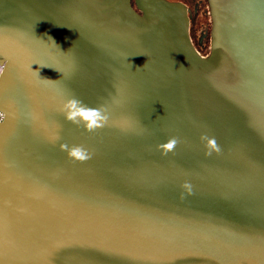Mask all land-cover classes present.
Listing matches in <instances>:
<instances>
[{"label": "water", "instance_id": "1", "mask_svg": "<svg viewBox=\"0 0 264 264\" xmlns=\"http://www.w3.org/2000/svg\"><path fill=\"white\" fill-rule=\"evenodd\" d=\"M203 1L205 55L179 1L0 0V264H264V0Z\"/></svg>", "mask_w": 264, "mask_h": 264}, {"label": "clouds", "instance_id": "2", "mask_svg": "<svg viewBox=\"0 0 264 264\" xmlns=\"http://www.w3.org/2000/svg\"><path fill=\"white\" fill-rule=\"evenodd\" d=\"M63 110L68 120L73 123L80 124L83 122L84 127L88 131H93L98 127H102L107 121L108 117L103 114L98 108H92L84 104L83 101L77 98L68 99L64 105ZM3 118V113L0 112V119ZM202 140L206 141V155H211L213 151L219 153L221 151L214 137H208L207 134L202 135ZM178 140L173 137L169 138L166 142L159 144L157 147L162 150L163 155H167L169 151L174 150ZM68 149V154L80 161H84L90 158V153L82 146H63ZM189 194H192V186L189 182H185L182 185Z\"/></svg>", "mask_w": 264, "mask_h": 264}, {"label": "flooded vegetation", "instance_id": "3", "mask_svg": "<svg viewBox=\"0 0 264 264\" xmlns=\"http://www.w3.org/2000/svg\"><path fill=\"white\" fill-rule=\"evenodd\" d=\"M170 1H179L184 3L190 9V37L195 47L199 48L202 55H205L204 50L207 48L208 50V38L207 32L209 30V22L208 20L203 23L196 25V17L199 13L202 15H208L207 10L205 8L206 3L203 0H170ZM132 5L135 8L136 4L134 0H132ZM205 9V13L203 11ZM208 52V51H207ZM207 54V53H206Z\"/></svg>", "mask_w": 264, "mask_h": 264}, {"label": "trees", "instance_id": "4", "mask_svg": "<svg viewBox=\"0 0 264 264\" xmlns=\"http://www.w3.org/2000/svg\"><path fill=\"white\" fill-rule=\"evenodd\" d=\"M207 21V16L205 15H202V13H199L198 16L196 17V25H199V24H203ZM197 48V47H196ZM197 50H199V48H197ZM207 48L204 50L203 53H207ZM200 52V50H199ZM201 53V52H200Z\"/></svg>", "mask_w": 264, "mask_h": 264}, {"label": "rangeland", "instance_id": "5", "mask_svg": "<svg viewBox=\"0 0 264 264\" xmlns=\"http://www.w3.org/2000/svg\"><path fill=\"white\" fill-rule=\"evenodd\" d=\"M206 10H207V7L205 6ZM203 11L205 13V9L203 8ZM207 16V20L209 21V15H206Z\"/></svg>", "mask_w": 264, "mask_h": 264}, {"label": "built area", "instance_id": "6", "mask_svg": "<svg viewBox=\"0 0 264 264\" xmlns=\"http://www.w3.org/2000/svg\"><path fill=\"white\" fill-rule=\"evenodd\" d=\"M0 72H1V66H0ZM1 112V111H0ZM3 119V118H2ZM2 119H0V122L2 121Z\"/></svg>", "mask_w": 264, "mask_h": 264}, {"label": "bare ground", "instance_id": "7", "mask_svg": "<svg viewBox=\"0 0 264 264\" xmlns=\"http://www.w3.org/2000/svg\"><path fill=\"white\" fill-rule=\"evenodd\" d=\"M200 53V52H199ZM201 54V53H200Z\"/></svg>", "mask_w": 264, "mask_h": 264}]
</instances>
